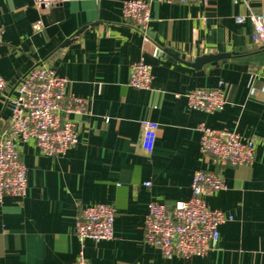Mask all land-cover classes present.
<instances>
[{"label": "crops", "instance_id": "obj_1", "mask_svg": "<svg viewBox=\"0 0 264 264\" xmlns=\"http://www.w3.org/2000/svg\"><path fill=\"white\" fill-rule=\"evenodd\" d=\"M125 1L60 0L40 9L35 0H0V76L8 82L0 95V135L10 117L7 98L37 65L67 78L69 90L88 101V114L73 117L80 142L64 155L20 144L28 188L24 198L0 203V264H72L80 250L89 264H264V47L254 42L248 19L236 21L247 17L248 7L233 0H144L151 2L146 41L124 19ZM246 2L264 14V0ZM220 54L229 56L193 66ZM141 59L152 67L149 90L129 84L131 66ZM219 85L223 110L189 108L190 91ZM147 121L160 125L151 153L142 148ZM201 124L256 139L253 164H209L200 152ZM200 169L226 178L227 188L206 202L233 219L220 226L218 247L206 256L167 258L145 243L148 205L173 209L190 199ZM96 204L116 208L115 238L87 239L82 248L76 219Z\"/></svg>", "mask_w": 264, "mask_h": 264}, {"label": "built area", "instance_id": "obj_2", "mask_svg": "<svg viewBox=\"0 0 264 264\" xmlns=\"http://www.w3.org/2000/svg\"><path fill=\"white\" fill-rule=\"evenodd\" d=\"M156 3H194L198 0H150ZM40 9H48L60 0H35ZM248 7L247 17H237L238 23L248 19L254 29L253 40L264 47V14H256L246 0H233ZM151 2L127 0L123 3L124 19L148 40L151 22ZM42 30L41 22L34 25ZM3 30L0 27V43ZM159 52V49H158ZM153 81L152 67L144 59L130 69L129 84L135 89L149 90ZM70 81L51 67L37 65L15 85L16 96L7 98L10 117L0 135V203L6 197L22 199L28 188L27 169L20 157V144L34 142L42 155L57 157L80 142L78 127L73 117L88 114V101L69 90ZM8 89V82L0 76V95ZM189 108L212 114L227 104L223 85L212 89L200 88L187 95ZM160 125L144 123L142 148L154 150ZM200 152L209 164L219 169H236L252 165L257 140L243 138L232 130L213 129L206 124L198 127ZM151 186V183H145ZM227 188L223 174L207 169L195 172L191 183V197L176 203L173 209L165 204L151 202L145 218V243L158 249L167 258L190 259L206 256L217 249L220 226L233 219L219 210L208 207L206 198ZM117 210L112 205L96 204L81 209L75 223V235L84 247L85 240L95 242L115 238ZM72 264H89L80 250Z\"/></svg>", "mask_w": 264, "mask_h": 264}, {"label": "water", "instance_id": "obj_3", "mask_svg": "<svg viewBox=\"0 0 264 264\" xmlns=\"http://www.w3.org/2000/svg\"><path fill=\"white\" fill-rule=\"evenodd\" d=\"M164 52L169 53V54L172 55L174 58L180 60V59L178 58V55H176V54H174V53H171L168 49H165ZM228 56H229V55H223V54H220V55H208V56H203V57L198 58V59L194 62L193 66H195V67H200V66H202V65H204V64H206V63H210V62H213V61H217V60H219V59H223V58H226V57H228Z\"/></svg>", "mask_w": 264, "mask_h": 264}]
</instances>
